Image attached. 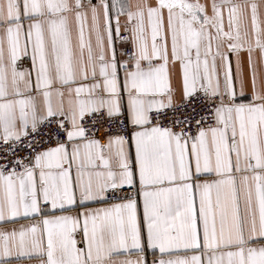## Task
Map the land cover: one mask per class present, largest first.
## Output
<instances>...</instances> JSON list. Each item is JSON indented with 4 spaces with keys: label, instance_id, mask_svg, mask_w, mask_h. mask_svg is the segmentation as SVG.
<instances>
[{
    "label": "snow or ice",
    "instance_id": "snow-or-ice-1",
    "mask_svg": "<svg viewBox=\"0 0 264 264\" xmlns=\"http://www.w3.org/2000/svg\"><path fill=\"white\" fill-rule=\"evenodd\" d=\"M0 264H264V0H0Z\"/></svg>",
    "mask_w": 264,
    "mask_h": 264
}]
</instances>
